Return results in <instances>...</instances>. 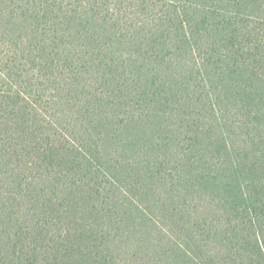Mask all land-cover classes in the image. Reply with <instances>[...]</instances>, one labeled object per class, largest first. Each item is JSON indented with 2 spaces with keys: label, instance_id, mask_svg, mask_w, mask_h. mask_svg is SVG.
Listing matches in <instances>:
<instances>
[{
  "label": "trees",
  "instance_id": "16d2710c",
  "mask_svg": "<svg viewBox=\"0 0 264 264\" xmlns=\"http://www.w3.org/2000/svg\"><path fill=\"white\" fill-rule=\"evenodd\" d=\"M0 264H264V0H0Z\"/></svg>",
  "mask_w": 264,
  "mask_h": 264
}]
</instances>
